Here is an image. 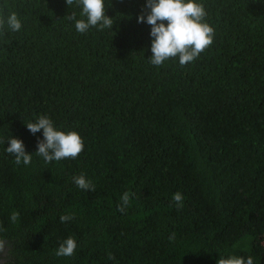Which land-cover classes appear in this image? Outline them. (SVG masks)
<instances>
[{
  "label": "trees",
  "instance_id": "trees-1",
  "mask_svg": "<svg viewBox=\"0 0 264 264\" xmlns=\"http://www.w3.org/2000/svg\"><path fill=\"white\" fill-rule=\"evenodd\" d=\"M200 2L213 42L155 66L145 0H105L112 28L85 33L77 0H0V264H264V0ZM41 115L79 133L75 159L35 153Z\"/></svg>",
  "mask_w": 264,
  "mask_h": 264
},
{
  "label": "clouds",
  "instance_id": "clouds-1",
  "mask_svg": "<svg viewBox=\"0 0 264 264\" xmlns=\"http://www.w3.org/2000/svg\"><path fill=\"white\" fill-rule=\"evenodd\" d=\"M66 2L71 4L72 0ZM77 6L83 18L76 19L74 13L68 16L69 20H74L77 32L85 33L91 27L112 28L114 22L112 17L105 14V0H77ZM144 7L148 10L147 14L138 15L137 22L150 26L152 55L147 60L152 65L160 66L169 58H178L181 65L192 62L213 42L214 29L205 21L206 10L200 0H145ZM2 22L13 32L22 27L15 12L9 13ZM25 125L33 135L42 130V139H38L35 153L42 156L46 163L75 159L84 148L78 132L58 128L47 115H41ZM4 150L14 156L17 165L27 166L31 162L32 153L26 151L22 139L10 136ZM73 183L80 189L94 190L83 173L73 177ZM172 198L177 204L183 199L179 192L174 193ZM122 199L126 204L127 194ZM11 218H16L15 213ZM59 219L64 223L72 219V216L61 215ZM76 248V239L68 236L59 243L55 254L72 256ZM216 264H254V259L251 256L220 255Z\"/></svg>",
  "mask_w": 264,
  "mask_h": 264
},
{
  "label": "rangeland",
  "instance_id": "rangeland-1",
  "mask_svg": "<svg viewBox=\"0 0 264 264\" xmlns=\"http://www.w3.org/2000/svg\"><path fill=\"white\" fill-rule=\"evenodd\" d=\"M262 242H263V244H264V237H263V241H262Z\"/></svg>",
  "mask_w": 264,
  "mask_h": 264
}]
</instances>
